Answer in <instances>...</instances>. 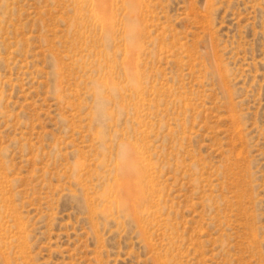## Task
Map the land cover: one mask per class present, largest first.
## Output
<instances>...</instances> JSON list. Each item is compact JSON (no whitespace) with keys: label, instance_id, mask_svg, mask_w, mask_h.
Wrapping results in <instances>:
<instances>
[{"label":"rangeland","instance_id":"rangeland-1","mask_svg":"<svg viewBox=\"0 0 264 264\" xmlns=\"http://www.w3.org/2000/svg\"><path fill=\"white\" fill-rule=\"evenodd\" d=\"M101 4L0 0V264H264V0Z\"/></svg>","mask_w":264,"mask_h":264},{"label":"clouds","instance_id":"clouds-1","mask_svg":"<svg viewBox=\"0 0 264 264\" xmlns=\"http://www.w3.org/2000/svg\"><path fill=\"white\" fill-rule=\"evenodd\" d=\"M137 27L138 24L135 20H129L127 22V42L129 45H134L136 42L135 29ZM92 87L94 89L93 113L95 116V127L99 129L100 148L103 151L104 143L108 136V124L113 115V99L118 93L114 87L106 89L99 83L93 84ZM126 155L127 149L125 146H122L121 158H126Z\"/></svg>","mask_w":264,"mask_h":264},{"label":"bare ground","instance_id":"bare-ground-1","mask_svg":"<svg viewBox=\"0 0 264 264\" xmlns=\"http://www.w3.org/2000/svg\"><path fill=\"white\" fill-rule=\"evenodd\" d=\"M102 2L106 3L110 2V0H95L97 11L104 16V18H102L104 27L109 28L108 20L110 14L108 12L107 14L106 12H103L105 9H103L104 6L102 7ZM134 164L135 162L133 161L132 157L127 153L126 158H124L122 162V165H120L121 167H119L121 171V177L117 181V188L124 193L125 197L128 198L127 200L130 199L138 207L143 201L144 191L142 182L144 181V177L141 172L136 170Z\"/></svg>","mask_w":264,"mask_h":264}]
</instances>
